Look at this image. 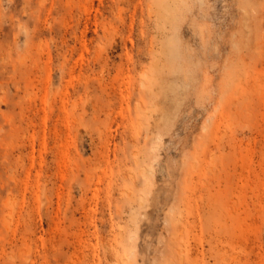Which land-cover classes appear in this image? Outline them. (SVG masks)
Returning a JSON list of instances; mask_svg holds the SVG:
<instances>
[{"label": "rangeland", "instance_id": "obj_1", "mask_svg": "<svg viewBox=\"0 0 264 264\" xmlns=\"http://www.w3.org/2000/svg\"><path fill=\"white\" fill-rule=\"evenodd\" d=\"M0 264H264V0H0Z\"/></svg>", "mask_w": 264, "mask_h": 264}]
</instances>
